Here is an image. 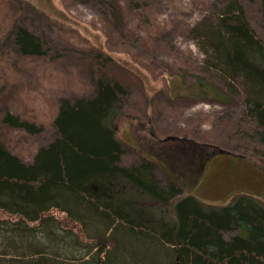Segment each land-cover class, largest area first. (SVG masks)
<instances>
[{
    "label": "rangeland",
    "instance_id": "1",
    "mask_svg": "<svg viewBox=\"0 0 264 264\" xmlns=\"http://www.w3.org/2000/svg\"><path fill=\"white\" fill-rule=\"evenodd\" d=\"M234 1L0 0V142L31 162L36 150L56 136L53 120L62 98L93 96L98 79L118 81L127 94L106 119L125 146L121 165L151 160L157 184L166 187L172 177L157 154L172 146L169 139L223 148L227 154L216 153L181 194L196 196L214 209L227 206L238 194L255 196L264 205V169L252 156L264 149L241 126L246 82L221 73L211 61V46L205 38ZM16 25L39 37L40 54L18 51L13 37ZM8 112L40 125L41 130L30 133L8 125L4 121ZM166 138V144L160 142ZM179 176L183 182L187 178ZM135 201L143 226L172 221L168 202L146 196ZM53 213L64 220L63 213ZM1 215L0 264H11L18 256L4 233L15 218ZM86 225V234L96 233L97 229ZM59 227L49 236L59 238L66 231L62 228L70 224L63 221ZM75 232L70 235L76 237ZM77 234L83 237L82 230ZM34 235L33 240L48 242L41 232ZM114 236L118 240L109 255L125 259L124 264H163L171 247L163 243L160 250L143 239L134 242L116 232ZM14 239L20 243L18 237ZM81 241L67 253L57 245L47 250V244L35 251L46 250L49 257L79 264V259H92L96 253L85 238Z\"/></svg>",
    "mask_w": 264,
    "mask_h": 264
},
{
    "label": "trees",
    "instance_id": "2",
    "mask_svg": "<svg viewBox=\"0 0 264 264\" xmlns=\"http://www.w3.org/2000/svg\"><path fill=\"white\" fill-rule=\"evenodd\" d=\"M233 5L221 12L217 28L205 32V38L211 46V61L221 73L246 82L241 126L264 149V0H235ZM13 33L20 53L42 52L41 40L26 27L16 25ZM126 94L127 88L118 81L98 79L93 96L62 98L53 120L56 136L36 150L31 162L0 142V215L15 218L4 233L18 256L11 264H68L35 248L47 244L44 247L49 250L57 245L67 253L82 244V238L87 246L96 247V253L92 259H79V264H124L125 259L109 255L118 240L115 232L134 242L146 240L160 250L163 243L169 244L163 264H264V205L255 196L238 194L227 206L214 209L196 196L181 194L185 184H194L203 166L223 148L169 139L172 146L157 154L172 177L166 187L157 184L151 160L120 164L125 146L106 118ZM4 121L30 133L41 130L40 125L9 112ZM262 152L260 157L252 156L264 169ZM180 174L187 175L185 183ZM140 196L168 202L172 221L143 226L142 211L134 204ZM53 210L63 213L64 220ZM63 221L70 227L62 228L66 231L59 238L50 237ZM86 224L96 233L86 234ZM109 225L113 227L107 233ZM81 230L82 238L77 234ZM35 231L48 242L33 240Z\"/></svg>",
    "mask_w": 264,
    "mask_h": 264
},
{
    "label": "water",
    "instance_id": "3",
    "mask_svg": "<svg viewBox=\"0 0 264 264\" xmlns=\"http://www.w3.org/2000/svg\"><path fill=\"white\" fill-rule=\"evenodd\" d=\"M219 153H225V154H227V152L226 151H224V150H220V151H218Z\"/></svg>",
    "mask_w": 264,
    "mask_h": 264
}]
</instances>
